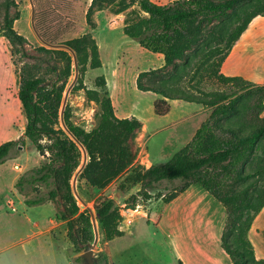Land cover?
<instances>
[{
    "label": "trees",
    "instance_id": "1",
    "mask_svg": "<svg viewBox=\"0 0 264 264\" xmlns=\"http://www.w3.org/2000/svg\"><path fill=\"white\" fill-rule=\"evenodd\" d=\"M127 1L92 0L88 19L95 8L118 5L116 14L132 6L138 9V20L127 23L124 34L165 59L163 68L139 75L138 90L162 97L154 103L155 113L160 117L169 113V101L202 105L210 108V114L193 139L165 163L153 164L149 169L134 166L131 142L141 123L136 118L119 119L115 115L106 80L98 79L100 93H89L90 99L101 107L100 122L95 129L86 131L74 124L68 104L64 110L66 127L89 159L79 180H86L97 190L121 178L118 185L121 192L141 186L139 193L125 202L129 209L143 205L140 200L151 201L153 192L160 191L162 185L181 183L168 197L156 195L169 203L193 183H200L228 211L222 243L233 264H264V260L256 258L249 238L252 225L264 208V84L221 73L223 63L251 22L264 17V0H177L168 5H158L152 0ZM15 7V0H0V13L4 11L3 34L12 46L13 55H25L27 40L14 28L18 15H11ZM65 45L74 50L82 70L87 63L93 69L101 68L98 45L93 38L84 36ZM38 51L40 54L32 57L33 62L24 61L20 69L18 98L27 120L24 137L41 155H48V160L20 175L15 189L30 208L61 201L63 210L56 211L55 218L67 221V235L79 254L94 240V235L90 210H81L72 187L84 154L61 123L72 56L66 50L44 46ZM211 81L224 86V90H205ZM19 142L25 140L0 145V166L7 162ZM40 185L48 189L47 196L27 197L28 188ZM94 210L104 241L111 242L124 235L120 229L124 221L121 206L114 199L102 196ZM78 259L85 261L83 256ZM95 262L108 264L107 256L101 253Z\"/></svg>",
    "mask_w": 264,
    "mask_h": 264
},
{
    "label": "rangeland",
    "instance_id": "2",
    "mask_svg": "<svg viewBox=\"0 0 264 264\" xmlns=\"http://www.w3.org/2000/svg\"><path fill=\"white\" fill-rule=\"evenodd\" d=\"M15 1L16 7L12 9L11 15H18L14 21V28L27 40L25 46L26 54L19 53L18 55H13L12 46L3 34L4 11L2 10L0 13V145L9 141H19L20 139H24L25 142H19L16 148L12 150L6 162L7 166L12 169L15 178L8 172H5L2 178L0 175V198H2V202L0 203V245L21 234V229H19V231L14 230L8 233L9 238L4 236L6 229H8L6 224H13L18 219L19 215L13 211H21V201L24 200L23 195L15 190V193L19 197L18 202H15L9 191L15 186L20 175L33 168L40 167L48 160V155H41L32 143L24 137L27 120L18 98V76L22 65L25 64L24 61L33 62L32 57H37L40 54L38 51L39 47H51L45 45L33 30L30 0ZM32 1L35 6V26L46 43L49 45H65L67 41L89 36L98 45L101 68L93 69L90 63L83 66L84 70L78 66L77 80L67 97L66 105L68 104V107H70L74 124L86 131H91L99 125L101 107L99 103L90 99L89 93L90 91L100 93L97 80L102 77L106 80L112 104L117 101V106L120 107L119 103L122 101L124 92L126 91L128 102L132 103L137 109V114H143L142 118L150 126L151 130L176 123L181 119L184 108L179 106L181 104L178 102H171L169 113L160 117L154 112V105H151L150 97L144 96L138 91L137 74L140 70H146L153 64L146 58V55L151 56L155 54L147 52L137 41L130 39L124 34L126 24L138 20L139 11L135 6L120 14H116L118 5L107 6L103 9L95 8L88 19L92 0ZM154 2L166 5L170 3V0H154ZM67 52L71 55L69 51ZM72 61L71 77L68 80L64 97L76 75L73 57ZM119 65L122 66V76L119 80L113 79L112 72ZM116 80L125 87V90L124 88H118L114 91V82ZM223 88L224 86H219L217 83L211 81L206 84L204 89L207 91H217ZM113 92L114 94H112ZM158 99L160 98H156V100ZM139 130L131 142V149L135 154L133 165L146 168L145 163L148 160V155L142 140L149 138L152 132L144 137V134H140ZM166 134L167 132H161L152 136L147 150L158 157V152L162 148ZM43 143L45 144L47 141H43ZM182 146L180 145L174 151H171L170 153L172 154L166 161ZM165 162L157 161L155 164H163ZM79 175L75 181L77 193L75 197L81 210H91L95 215V219L94 205L102 196L114 199L121 206V215L124 217V212L129 209L126 207L125 202L132 195H137L141 190V186H137L127 192L119 191L118 185L122 178L115 179L102 190H97L88 184L86 180L80 181ZM75 177L76 174L72 179V186L74 185ZM179 186H181L180 182L167 184V186L162 185L160 191L153 192L154 197L151 201L143 202L140 200V203L143 204L141 206L147 207L155 203L158 205V209H160L165 203L164 197L156 195L160 193L168 197ZM26 191L27 197L30 199H33L37 195L47 196L48 194V189L43 185L35 189L28 188ZM6 195H8V205L4 198ZM43 205V207L35 210V214H32V210L28 209L25 214L26 216L24 215L26 219L23 216V219L26 220L24 227L25 235L23 236L26 243L23 246L24 249L19 250V252L10 250L9 253L1 255L0 264H86L85 261L78 259L85 250L77 254L74 245L67 235V221H58L55 218L56 211L63 210L61 201L58 199L55 202H47ZM37 216H41L42 222H50V220H54L55 222L50 225L49 229L46 225V227H42V230L39 231L32 227V221ZM28 217H30V222L27 220ZM76 226L78 227L79 225L76 224ZM97 226L98 241L94 246V259L99 254L104 253L107 256L108 264H110V256L116 261V264H180L176 249L172 243L170 241H160L159 235L156 236L157 229L153 224L147 226L146 223L142 222L133 228L132 236H128L126 239H117L111 243L103 240L98 221ZM36 232L38 233L36 234ZM93 235L94 240L91 243L95 241L94 228ZM121 255H123L122 258L127 257L129 261L124 262V260H120Z\"/></svg>",
    "mask_w": 264,
    "mask_h": 264
},
{
    "label": "crops",
    "instance_id": "3",
    "mask_svg": "<svg viewBox=\"0 0 264 264\" xmlns=\"http://www.w3.org/2000/svg\"><path fill=\"white\" fill-rule=\"evenodd\" d=\"M152 1L154 2V0ZM175 1L177 0H170V3ZM146 58L153 64L146 70H140L137 74L138 77L142 72L160 69L165 66L163 55H146ZM121 67L120 65L115 67L112 72L113 79L119 80L121 78ZM221 73L227 77H242L256 84H264L263 16L257 17L251 22L249 28L241 36L223 63ZM117 80L114 82V91L118 88H124L125 90V87ZM138 91L140 94L150 97L151 105H154L156 98H162L152 92ZM127 97L128 95L125 91L122 101L119 103L120 107L117 106V101L113 102L116 116L119 119H138L141 123L139 133L144 134V137L152 132L149 138L142 140L148 155V160L145 163L147 169L157 161L165 162L171 156V151H174L180 145L189 143L210 114V108L202 105L182 101H169L170 106L172 104L171 102L181 104L179 106L184 108L183 116L176 123L160 126L155 130H151L150 126L142 118L143 114H137V109L132 103L128 102ZM161 132H167V134L157 157V155L149 152L147 147L151 137ZM5 172L11 173L14 177L12 169L6 163L0 166L1 178L5 175ZM11 189L9 191L10 194H12L15 202H18L19 197L15 193V186ZM8 195L4 197L7 205ZM1 202L2 198H0ZM21 203L22 210L17 212L13 211L20 217L18 216V219L13 224H6L8 229L10 227V230L8 231L6 229L4 236L9 238L8 233L14 230L19 231V229H21V234L12 240L9 239L5 244L0 245V256L9 253L10 250L19 252V250L24 249L23 246L26 244L23 237L25 235V214L28 209L32 210V214H35V210L44 206L29 207L26 209L27 206L24 200ZM158 208V205L153 203L147 207L140 205L136 209H127L124 212V221L120 227L124 235L114 240L126 239L128 236H132L133 228L142 222L146 223L147 226L153 224L157 229L156 236L159 235V240L170 241L172 243L176 249L180 264H233L222 243L223 233L228 220V211L223 203L213 196L202 184L193 183L171 202L164 203L160 209ZM23 216L25 219H23ZM27 220L30 222V217ZM54 222V220L42 222L41 216H37L32 221V227L33 229L41 231L42 227H46V225L49 229L51 227L50 225ZM249 238L254 247L256 258L258 260H264V208L256 217L250 230ZM122 257L123 255H121L120 260H124V262L129 261L127 257ZM109 261L110 264H116V261L111 256L109 257Z\"/></svg>",
    "mask_w": 264,
    "mask_h": 264
},
{
    "label": "water",
    "instance_id": "4",
    "mask_svg": "<svg viewBox=\"0 0 264 264\" xmlns=\"http://www.w3.org/2000/svg\"><path fill=\"white\" fill-rule=\"evenodd\" d=\"M31 2V6H32V27L33 30L35 32V34L37 35V37L45 44L48 45L49 47L53 48V49H64L67 50L71 53L73 60H74V65H75V69H76V75H75V79L72 82V84L70 85V87L68 88L65 97H64V102H63V106H62V110H61V123H62V127L64 128V130L69 134V136L80 146V148L83 151L84 154V161L82 166L79 168V170L76 173V177L74 180V185L73 187V192L74 195H77L76 193V185H75V181L77 176L83 171V169L85 168V166L87 165V161H88V155L87 152L85 151L84 147L81 145V143L74 137V135L68 130V128L66 127L65 123H64V110L66 107V102H67V97L68 94L70 92V90L72 89V87L74 86L77 77H78V62H77V57H76V53L74 52V50L72 48H70L67 45H49L48 43L45 42V40L41 37L40 33L38 32L36 26H35V6L32 0H30ZM90 213L92 215V224H93V228L95 230V241L93 243H88L87 244V248L85 250V252L82 254L86 264H96L95 259H94V246L97 244L98 241V226H97V220L95 219V215L94 213L90 210Z\"/></svg>",
    "mask_w": 264,
    "mask_h": 264
}]
</instances>
